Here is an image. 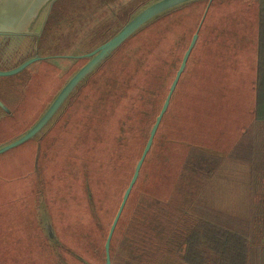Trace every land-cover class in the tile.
Wrapping results in <instances>:
<instances>
[{
	"label": "trees",
	"instance_id": "trees-1",
	"mask_svg": "<svg viewBox=\"0 0 264 264\" xmlns=\"http://www.w3.org/2000/svg\"><path fill=\"white\" fill-rule=\"evenodd\" d=\"M82 1L97 10L113 5L111 24L84 38L96 43L110 29L89 52L152 0ZM206 4L145 24L48 126L0 155V264H105L115 212ZM51 15L54 5L45 27ZM54 76L48 81L58 82ZM110 257L111 264H264V0L211 1Z\"/></svg>",
	"mask_w": 264,
	"mask_h": 264
},
{
	"label": "water",
	"instance_id": "water-1",
	"mask_svg": "<svg viewBox=\"0 0 264 264\" xmlns=\"http://www.w3.org/2000/svg\"><path fill=\"white\" fill-rule=\"evenodd\" d=\"M57 1L58 0H0V36H13L16 37V39L19 38V40L21 39L20 37L25 35L36 37L40 36L45 29V24L49 12ZM194 1L197 0H152L139 10H137L112 37L95 47L93 50L80 56L81 58L86 59L85 63H83V65L73 71L64 80L59 89L47 102L43 111L26 130H24L21 134H19L11 141L0 145V155L34 138L46 126H48L52 119H54L56 114L59 112L60 108L67 101L69 96L76 90V88L81 83H83L85 79L128 37H130L137 30H139L141 27H143L145 24L158 17L159 15L181 5L188 4ZM211 1L212 0L207 1V5L202 14V17L181 58L179 67L175 72L174 78L167 90L159 112L154 119L147 140L135 164L129 183L125 191L123 192L120 203L106 236L104 244L105 264H111L110 243L116 225L128 200L130 192L136 183L146 156L150 151L157 129L168 109L172 95L187 64V60L197 41L199 29L203 23L204 17ZM39 59L40 56H38L37 54L29 57L23 60V62L21 61L16 67L12 69L0 70V76L4 77L14 75L24 70L30 64ZM44 227L46 229L48 237L53 238L54 235L53 232L50 231L51 229L48 221L44 223Z\"/></svg>",
	"mask_w": 264,
	"mask_h": 264
},
{
	"label": "flooded vegetation",
	"instance_id": "flooded-vegetation-1",
	"mask_svg": "<svg viewBox=\"0 0 264 264\" xmlns=\"http://www.w3.org/2000/svg\"><path fill=\"white\" fill-rule=\"evenodd\" d=\"M66 2L71 3L72 6H66ZM83 3L82 0H58L54 4L55 15H51V21L49 19L48 33L43 37L41 44H39L38 36L25 35L20 37V40L13 36H0V70L12 69L21 61L36 54L40 56L39 60L27 67L28 70L11 76H0V104L2 105H0V132H3L6 124L9 130L10 125H18L21 109L25 117L31 114L30 111L35 110L31 106L28 108L26 106L40 102L39 97L42 96V91L46 90V82H49L50 76L55 75L54 77L57 78L64 73L69 74L82 65L80 62L84 61V58L80 56L83 54L78 53L81 50L77 48L68 50L69 43L66 36L70 35L75 47L78 46L76 43L79 37L77 36L78 28L75 27L79 21L84 22L83 16L78 14L89 7L85 4L83 6L85 9H80V6L73 5H83ZM71 13L72 15L68 16ZM77 63L79 64L76 65ZM40 84L43 87L37 91ZM51 95L52 93L45 98L38 110L44 108ZM20 122L26 124L23 119Z\"/></svg>",
	"mask_w": 264,
	"mask_h": 264
},
{
	"label": "rangeland",
	"instance_id": "rangeland-1",
	"mask_svg": "<svg viewBox=\"0 0 264 264\" xmlns=\"http://www.w3.org/2000/svg\"><path fill=\"white\" fill-rule=\"evenodd\" d=\"M117 1L120 2V3L128 1V2L132 3L133 5H136L138 3V1H141V0H117ZM68 3L69 2H66L65 5L66 6H72L71 3L70 4H68ZM85 4H86V2H84L83 5H73V6H80V9H83V8L85 9V7H83V6H85ZM107 7L109 9L113 10V5L112 4H108V6H105V7H103L100 4V9H98V10L97 9H93L92 10V7L91 8H87L86 7V10H83V13L78 14V15H81V16H86V18H84V22L79 21L77 26L75 27V28H78L77 36H79L76 43H77L78 46H80L83 43V45H82L83 51L78 52L79 54L87 52L88 48L92 47L94 44H99L100 42H102L104 39H106L108 37V35H109L108 33L110 32L109 31L110 29L107 28L108 30L105 31L104 36L100 40H98L96 43L92 42V38L89 39V42L87 43V45L83 41L87 34L88 35H92V33L94 34L100 27L108 26L109 24H111V21L113 20V18L110 17V15H112V14L108 13V10L106 9ZM72 9H73V7H72ZM71 15H72V13L70 15H68V16H71ZM49 22L47 23L43 33L40 35L39 44L42 43V39H44L43 37H45V35H46L47 27H48ZM210 45H211V43L209 42V46H207V48L210 49L211 48ZM70 48H71V46L68 47V50H70ZM85 61L86 60L81 61V62L84 63ZM78 64L79 63H77L76 65H78ZM63 75L57 77L59 79L58 82H57V80H54V81L50 80L49 82H51V86H50V84L46 83L47 88H46L45 91L44 90L42 91V96L43 97L42 96L39 97L40 102L31 103L30 105L26 106V108L31 106V108L35 109L34 111H30L31 114L29 116L25 117L23 115V109H21V111L19 113V118L23 119L26 124L21 123L20 122L21 119H19L18 125H16V126L10 125L9 126L10 130L8 129V124L5 125V129L3 130V132H0V145H3L4 143H7V142L11 141L12 139L16 138L19 134H21L24 130H26L35 121V119L39 116V114L44 109V108L43 109L41 108V109L38 110V108L42 105L41 103L44 102L45 98L48 97L51 92H53L52 94H54L59 89L58 88L55 91H52L54 86H56V84H57V86L58 85L61 86L62 83L64 82V79L66 78V76L67 77L69 76V74H66V73H64ZM62 77H63V79H62ZM42 87H43V85L40 84V87L37 88V91L41 90ZM33 92H35L34 88H33ZM16 93H18V92H16ZM41 99H42V101H41ZM44 107H45V105H44ZM26 152H28V154L30 153L29 150L23 149L20 152V154L23 155ZM0 162H1V164H3L4 161H3L2 158L0 159ZM137 187L138 186H136L135 189H137ZM136 192H137V190H136ZM113 245H114V243H113Z\"/></svg>",
	"mask_w": 264,
	"mask_h": 264
}]
</instances>
